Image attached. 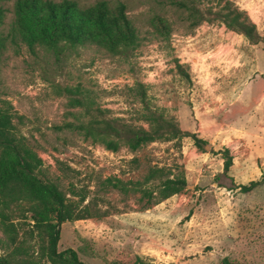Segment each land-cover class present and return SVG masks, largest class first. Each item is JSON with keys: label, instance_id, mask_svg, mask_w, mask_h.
I'll return each mask as SVG.
<instances>
[{"label": "rangeland", "instance_id": "obj_1", "mask_svg": "<svg viewBox=\"0 0 264 264\" xmlns=\"http://www.w3.org/2000/svg\"><path fill=\"white\" fill-rule=\"evenodd\" d=\"M76 1L123 3L138 30V45L115 53L65 46L30 52L17 37L15 0L3 2L0 106L9 108L19 135L40 156L44 178L63 192L69 181L56 159L75 169L71 181L89 191L99 178L140 180L149 164L182 172L187 186L145 211L130 198L126 213L62 224L58 251L72 249L87 264H264V0H221L246 14L259 37L254 42L213 15L205 14L194 26V18L173 6L174 0ZM213 1L199 3L204 11ZM157 17L167 21V36L155 31ZM137 84L149 106L173 117L182 132L206 141L204 149L184 137L179 147L153 143L135 154L124 147L113 153L67 128L89 121L87 109L138 125L140 104L129 91ZM78 97L84 106L72 108ZM224 149L232 157L227 174ZM133 157L138 169L128 164ZM251 181L261 184L248 193L237 188ZM105 198L120 201L115 192ZM22 206L7 212L20 228L19 239L36 249L38 240L23 235L29 216L24 222ZM8 251L0 226V256Z\"/></svg>", "mask_w": 264, "mask_h": 264}, {"label": "trees", "instance_id": "obj_2", "mask_svg": "<svg viewBox=\"0 0 264 264\" xmlns=\"http://www.w3.org/2000/svg\"><path fill=\"white\" fill-rule=\"evenodd\" d=\"M6 1L9 0H0V25L5 16L2 3ZM172 5L188 12L189 18H194V26L204 20L205 14L213 15L215 20L249 41L259 39L246 14L228 1L222 4L221 0H214L213 5L204 11L199 0H174ZM14 16L17 37L30 52L40 47L58 49L65 46L96 47L115 53L135 47L140 40L123 3L110 7L103 1L86 6L76 0H15ZM153 26L160 36L170 33L167 21L160 17L155 19ZM177 68L179 74L188 78L181 66ZM129 91L140 104V108L135 110L136 121L140 122L138 125L121 118L107 119L101 109H87L91 117L89 121L70 123L67 128L85 139L103 144L113 153L124 147L135 154L153 143H173L179 147L184 137H191L199 150L204 149L206 141L195 134L182 132L173 117L148 105L141 84ZM66 92L74 94L70 89ZM83 106L84 98L72 99V108ZM13 119L9 108L0 106V226L9 249L0 256V264H87L81 262L72 249L58 251L62 224L126 213L130 208L126 201L130 198L140 205V211H145L181 193L187 186L182 172L175 173L167 165L149 164L140 180H123L116 176L99 178L94 190L89 191L88 187H77L71 181L74 177H69V174H78L75 169L56 159L57 169L69 181L67 192H63L56 183L44 178L40 156L19 135ZM221 154L225 161L223 173L227 174L232 166V157L227 149ZM128 164L139 168L136 157ZM260 184V181H251L237 188L241 193H248ZM109 192L120 197L117 204L105 198ZM19 204H23L20 211L23 221L27 220L25 214L29 216L28 228L23 235L29 240H38L36 249L27 246L26 239H19L20 228L7 212L11 206L18 207ZM222 264L229 263L223 260Z\"/></svg>", "mask_w": 264, "mask_h": 264}]
</instances>
